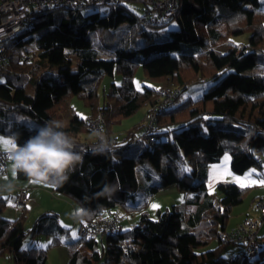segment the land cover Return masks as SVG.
Segmentation results:
<instances>
[{
  "label": "trees",
  "instance_id": "obj_1",
  "mask_svg": "<svg viewBox=\"0 0 264 264\" xmlns=\"http://www.w3.org/2000/svg\"><path fill=\"white\" fill-rule=\"evenodd\" d=\"M147 1L86 7L92 9L89 14L81 9L49 11L8 44L9 69L0 70V136L21 144L34 134L36 125L58 120L73 98L93 117L109 111L118 124L155 103L158 83L172 81L179 94L192 84L210 83L198 98L189 97L160 112L151 142L131 144L130 137L107 155L88 151L82 168L62 188H50L85 209L86 222L104 209L140 211L137 223L118 235L67 241L66 264H222L228 243L221 236L248 188L220 182L211 193L207 169L218 166L225 153L233 175L262 169L264 0H179L175 17L162 25L146 20ZM173 20L179 28L160 38L157 29ZM245 34L246 45L231 40ZM31 41L35 57L26 66L22 60L32 53ZM258 64L262 72L254 71ZM139 68L150 84L135 86ZM116 76L118 82L113 81ZM105 78L108 88L103 96L113 102L111 108L98 105ZM65 130L77 143L83 126L73 120ZM145 162L160 180L139 189L136 171ZM17 179L26 180L23 175ZM106 185L114 186L111 194L103 191ZM172 186L189 197L180 206L157 210L156 220L149 218L143 211L148 199ZM5 206L6 199L0 196V258L7 257L12 264H45V250L35 244L23 249L25 237L52 236L54 246L68 229L56 214L43 213L26 230V209L8 220L2 216ZM98 237L104 238V246H99ZM261 240L260 257L264 235Z\"/></svg>",
  "mask_w": 264,
  "mask_h": 264
},
{
  "label": "built area",
  "instance_id": "obj_2",
  "mask_svg": "<svg viewBox=\"0 0 264 264\" xmlns=\"http://www.w3.org/2000/svg\"><path fill=\"white\" fill-rule=\"evenodd\" d=\"M179 0H148L149 9L146 20L154 25H162L173 19L179 9ZM126 0H0V70L9 69L8 44L18 35L31 29L35 18L43 13L58 9H82L90 7H118ZM24 59L23 62H26ZM155 103L148 113L147 123L143 127V134L132 136L130 143H149L155 130L158 114L177 105L179 89L172 85L158 84L154 87ZM102 122L101 115L96 119H87L88 128H98ZM82 149H89L93 145H82ZM111 149H116L115 142H109ZM8 153L0 148V177L7 173ZM27 191H20L14 197L15 208L22 212L29 200ZM254 216H247L234 228L226 230L221 238L228 244H233L239 250L223 260L222 264H255L260 257L263 240L259 231L264 226V198H257L252 203ZM122 226L110 209L99 212L92 220L82 222L78 228V235L84 239H94L98 235H118Z\"/></svg>",
  "mask_w": 264,
  "mask_h": 264
},
{
  "label": "rangeland",
  "instance_id": "obj_3",
  "mask_svg": "<svg viewBox=\"0 0 264 264\" xmlns=\"http://www.w3.org/2000/svg\"><path fill=\"white\" fill-rule=\"evenodd\" d=\"M137 5H140V4L137 3ZM126 6L130 9L135 8V5H132L130 3H127ZM104 10L105 9H100L99 12H103ZM91 12H92V9H86V8L81 9L82 14H89ZM139 13H141V11H139ZM178 28L179 27H178L176 21L173 20L169 24L164 26L163 28L157 29V31L160 35V38L164 39V38H167L169 36V33L171 31H175ZM149 29H151V28L146 27V30H149ZM239 37H232L231 40L237 44H243V43L245 44L247 39H248V35L245 34V35H242ZM28 48L30 50H32V53L28 54L26 56V58H25V59H27L26 62H23L24 59L22 60V63H25L26 66L30 65L31 62L33 61V58L35 57V53H34L35 52L34 51L35 45H34L33 41H31L29 43ZM68 56H69V53H68ZM69 57H71V56H69ZM260 58H264V55H261ZM262 68H263L262 65L258 64L257 67L254 69V71L255 72H262ZM117 77L118 76H116L113 79L114 82L115 81L118 82ZM1 80H2V78H0V81ZM107 81H108L107 78L103 79L101 81V85L99 86V90H98L99 103H98V105L102 106V105L106 104L111 108L113 105V102L108 100V99L104 100V96H103L104 93L105 94L107 93V88H108L107 87ZM134 82H135L136 87H139L141 84H144V83L150 84L142 76V71L140 68L137 69L135 72ZM158 84H163L166 86H168V85L175 86V84L172 81H165V82L158 83ZM158 84H156V85H158ZM209 84H210L209 82H198V83H195V84L188 86L182 93H180L177 96V103H179V102H181V101H183L189 97L192 99L198 98L206 90V88L209 86ZM150 110H151L150 106H144L133 117H131L129 119H125L118 124H116L113 120H111L109 111H98L94 117L96 119L98 115H101L102 122L99 123L98 128L88 129V126L85 124V122L87 121V119L93 120L94 117L91 116L90 112L83 106L81 101H79L77 98H73L69 102V104L67 105L66 110L63 111L59 115L58 120L61 121L64 124V126H66L69 123V121H73V120L76 121L79 125L83 126L82 132L76 136L77 143H80L82 145H94L95 143L98 142V138L95 135V133L102 131L108 142H115L117 145H119V144H124L125 142H127V139H129L133 135L140 134V132H142L143 127L147 123V117H148V113L150 112ZM12 145H14V144H13V139L11 137L0 136V148L4 152L9 153L10 151L8 149ZM141 145H143V144H139V146H141ZM7 169H9V161L7 162ZM147 176L150 177L151 179L149 180L147 178ZM136 178H137V184H138L139 189L144 188L146 185H148L150 183H154V182L157 183L160 180L158 173L148 162L143 163L141 165V167L137 169ZM4 182H5L4 180H0V183H4ZM226 182L236 184V185L243 187V188H248V190H247V192L243 198L242 203L235 206L233 208L234 210L232 209L233 214L231 213L232 216L229 218V221L227 223V226H231V224L234 223V217L236 216V213H240V211L242 212V210H240V209H244V206L246 207L247 204H249V202L251 201V199L253 198L254 195L261 194V193L264 194V183H262L263 178H262L260 170L258 168H255V167L249 169L247 171V173H245L243 176L233 175L230 173L229 179H227ZM213 192H215V190L211 191V193H213ZM187 197H189V194H187L185 192L177 191L175 189V187H173V186L163 188L162 190H160V192H158V194H156L155 197L152 198V200L148 204H146L144 206L143 211L148 214L149 218L156 220V211L157 210L164 211L167 209H171L172 206H180L184 203V201L186 200ZM45 198L48 199V196L46 195ZM49 199H50V201H53L55 198L50 196ZM10 203H11L10 201L9 202L7 201V203H6V206L8 207V209L5 212V216H11L8 213V210L11 207ZM6 206H5V210H6ZM237 207H239V208H237ZM57 210L59 211L60 209H57ZM55 212L57 214H59L57 211H55ZM72 212H73V210L71 209V213ZM113 212L115 214L116 219L121 223L123 230H127V229H129L130 226L132 227L133 224H136L138 219H139V216H140V211H133V212H131L132 213L131 214V213H127V212L123 211L121 208H116L115 210H113ZM48 213L49 214H56L54 212H49V211H48ZM58 216L59 215H57V217ZM65 217H66L65 222L67 224L65 226H67V228L69 229V231H68L69 236L68 237L75 238V239L79 238V236H78V228L79 227H77V225H76L77 220L75 218H73L72 214H67ZM34 222H35L34 219L31 220V217H28L26 224L24 225L25 229L31 230ZM238 224H236L234 227H236ZM259 234L260 235L264 234V226L260 230ZM32 238H34V236L32 237L31 234H28L25 237V239L23 241V249H27L29 247V245H31L30 243L33 242ZM97 240L99 242V246H104V238L98 237ZM48 243L49 242L46 241L45 238L39 237V239H38L39 248L45 250L46 255H47V252L49 253L48 254L49 256H48L45 264H58L57 259L54 256V252H53L54 250H52L51 253L48 251L50 249V247L49 248L47 247ZM213 245H215L214 242L211 244V246H213ZM55 246L56 245L51 246V248L55 247ZM235 251H236V246L233 244H228L223 249L221 256L224 258L228 257L230 254L234 253ZM5 258L6 257L1 258L2 260H1L0 264H7L4 262ZM260 258L261 259L258 262H256L255 264H264V254H262ZM207 264H214V263L212 261H209V262H207Z\"/></svg>",
  "mask_w": 264,
  "mask_h": 264
},
{
  "label": "clouds",
  "instance_id": "obj_4",
  "mask_svg": "<svg viewBox=\"0 0 264 264\" xmlns=\"http://www.w3.org/2000/svg\"><path fill=\"white\" fill-rule=\"evenodd\" d=\"M34 134L24 143L18 139L13 141L14 148L8 153L11 179L0 177V192H11L15 188V180L23 175L28 184L46 188H62L70 176L82 168L84 155L88 151L92 155H107L111 146L102 131L96 132L98 142L89 149H82L74 137L65 130L59 120H49L42 125H36ZM114 186H105L103 191L111 194ZM81 215L87 211L79 209Z\"/></svg>",
  "mask_w": 264,
  "mask_h": 264
},
{
  "label": "crops",
  "instance_id": "obj_5",
  "mask_svg": "<svg viewBox=\"0 0 264 264\" xmlns=\"http://www.w3.org/2000/svg\"><path fill=\"white\" fill-rule=\"evenodd\" d=\"M248 37H249V35H248ZM246 44H247V41L245 44L243 43L241 45H246ZM261 162H262V169L260 170V172H261V175L263 178L262 183H264V156H261ZM228 165H229V155L227 153H225V154H223V157L221 159V163L218 166L208 167V169H207V188H208L209 192L214 191L215 187L218 183L226 182L227 179H229L230 173L228 171ZM245 173H247V172H245ZM243 175H239V176H243ZM3 177H5L7 179H11V174L8 171V169H7L6 175ZM14 183H15V188L11 192V194H9L7 192H0V196L4 197L6 199V203H7V201L11 202L10 203L11 207L8 210V213L11 216H5V212L8 209L7 206H6V210L3 211V213H2V216L5 217L6 219L13 220L21 213L15 208L13 199H14L15 195H17L18 192L27 191L29 193L30 197H29V200L24 207L27 211L26 221H27L28 217H31V220L32 219L36 220L43 213H48V211L54 212V213H56L55 211H57L59 213V214L56 213V215H59L57 217V220H58L59 224L63 228H66V229H68L67 226H65V225H67L65 222V218H66L65 216L67 214H72L73 218H75L77 220V222H76L77 227H79V225L85 221L83 219V216L79 212L80 207L75 202H73L70 198H68L62 194H59L57 192H54L50 188L28 184L27 180L16 179ZM46 195L48 196V199L45 198ZM50 196H52L55 199L53 201H50V199H49ZM155 196H156V194L154 196L150 197L147 201V204ZM257 198H264V194L261 193V194L254 195L253 198L251 199V201L249 202V204H247L246 207L244 206V209H240V210H242V212L240 211V213H236V216L234 217V223H232L231 226H227L228 230L232 229L243 218H245L247 216H254L255 215V212L253 211V208H252V203ZM237 208H239V207H237ZM57 209H60V210L58 211ZM71 209L73 210L72 213H71ZM233 210L231 212L232 214H233ZM232 214H231V216H232ZM26 221H25V224H26ZM24 228H25V226H24ZM129 228H131V226ZM68 231H69V229H68ZM263 235L264 234H261L260 236L262 237ZM68 236H69V232H68V235L66 237H60V243L58 245H56L55 247H52V248H51V243L53 241L52 236H34V238H32L33 242H31L30 244H35L36 246H38L39 245L38 244L39 237L45 238L46 241L49 242L47 247L48 248L50 247V249L48 251L51 253L52 250H54L53 252H54V256L57 259V263L58 264H65V263H67L66 261L68 259L66 242L71 241V240H76L75 238H70ZM238 250H239V248L236 246V251L234 253H236ZM234 253H232V254H234ZM48 254L49 253L47 252V258L49 256ZM232 254H230V255H232ZM226 258L227 257H225V259ZM1 260L2 259L0 258V263H1ZM4 262L7 264H11L10 260L7 257L5 258ZM256 262H258V261H256Z\"/></svg>",
  "mask_w": 264,
  "mask_h": 264
},
{
  "label": "snow or ice",
  "instance_id": "obj_6",
  "mask_svg": "<svg viewBox=\"0 0 264 264\" xmlns=\"http://www.w3.org/2000/svg\"><path fill=\"white\" fill-rule=\"evenodd\" d=\"M14 148V145H12L8 150L11 151Z\"/></svg>",
  "mask_w": 264,
  "mask_h": 264
}]
</instances>
